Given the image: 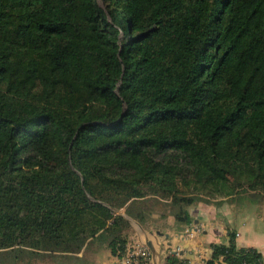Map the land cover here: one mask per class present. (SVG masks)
<instances>
[{
  "label": "trees",
  "instance_id": "16d2710c",
  "mask_svg": "<svg viewBox=\"0 0 264 264\" xmlns=\"http://www.w3.org/2000/svg\"><path fill=\"white\" fill-rule=\"evenodd\" d=\"M247 192L264 195V0H0V253L108 235L123 258L116 211L189 226L204 197ZM205 264L264 258L231 232Z\"/></svg>",
  "mask_w": 264,
  "mask_h": 264
},
{
  "label": "crops",
  "instance_id": "0c3cea01",
  "mask_svg": "<svg viewBox=\"0 0 264 264\" xmlns=\"http://www.w3.org/2000/svg\"><path fill=\"white\" fill-rule=\"evenodd\" d=\"M188 211L192 219L189 226L178 224L171 210L164 207L147 212L142 222L122 210V216L131 225L128 244L140 243L147 247L151 244L155 251L148 248L154 264H165L167 254L176 251H183L184 255L177 257L185 264L205 263L212 256L213 247L229 245L230 233L235 232L239 248L256 249L264 258V195L247 192L228 199L200 201ZM188 229L192 232L184 240L181 235ZM99 239L97 236L90 240L79 253H39V256L43 254L47 258L46 264H129L126 256L119 258L112 254L109 240L96 243ZM181 243L190 246L176 250ZM15 252L17 250L0 253V264H29L10 258ZM188 255H193L194 259H187Z\"/></svg>",
  "mask_w": 264,
  "mask_h": 264
},
{
  "label": "built area",
  "instance_id": "2783aa9c",
  "mask_svg": "<svg viewBox=\"0 0 264 264\" xmlns=\"http://www.w3.org/2000/svg\"><path fill=\"white\" fill-rule=\"evenodd\" d=\"M191 230H187L184 235H182L183 239H188L189 234L191 233ZM171 254L168 253L166 258H168ZM178 255V253H177ZM127 262L129 264H154V261L152 259V253L149 250V248L145 245H142L140 243H129L127 246ZM199 264H205L204 262Z\"/></svg>",
  "mask_w": 264,
  "mask_h": 264
},
{
  "label": "rangeland",
  "instance_id": "374dc122",
  "mask_svg": "<svg viewBox=\"0 0 264 264\" xmlns=\"http://www.w3.org/2000/svg\"><path fill=\"white\" fill-rule=\"evenodd\" d=\"M203 199H205L206 201L213 200V199H210L207 197H204ZM107 236L108 235H104L96 243L103 244V242H105V240L108 239ZM10 258H12L14 260H19L22 262H27L29 264H46V262H49L47 260V258L44 257L43 254H41V256H39V254L37 255L34 252H29V251L23 250V249L17 250V252H15L13 255L10 256Z\"/></svg>",
  "mask_w": 264,
  "mask_h": 264
},
{
  "label": "water",
  "instance_id": "95a60500",
  "mask_svg": "<svg viewBox=\"0 0 264 264\" xmlns=\"http://www.w3.org/2000/svg\"><path fill=\"white\" fill-rule=\"evenodd\" d=\"M116 213L119 214V215H122V214H123L122 211H116ZM181 236H182V235H181ZM182 246L184 247V249H187V248H189L190 245H189V244H182V243H181V244H179V245L177 246L176 250H180L179 248L182 247ZM148 247L150 248V250H151L152 252L155 251L154 248H153V246H152L151 244H149ZM177 253H178V255H180V254H181V255H184L183 251H182V252H180V251H176V252H174L173 254H174V255H177ZM187 259L193 260V259H194V256H193V255H188V256H187ZM194 264H199V263H194Z\"/></svg>",
  "mask_w": 264,
  "mask_h": 264
}]
</instances>
